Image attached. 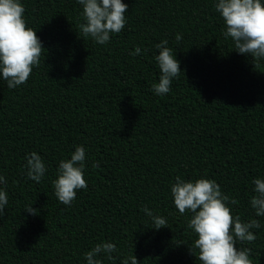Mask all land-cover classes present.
Segmentation results:
<instances>
[{"label":"trees","instance_id":"16d2710c","mask_svg":"<svg viewBox=\"0 0 264 264\" xmlns=\"http://www.w3.org/2000/svg\"><path fill=\"white\" fill-rule=\"evenodd\" d=\"M216 2L122 0L125 28L99 45L80 33L77 0H20L45 51L25 84L9 89L0 77V189L8 196L0 264H86L84 254L101 242L118 249L113 261L99 256L103 264L130 253L138 264H201L189 251L192 214L181 215L171 195L178 175L215 180L238 201L233 216L260 222L251 230L257 239L237 247L264 264V217L250 206L252 181L264 180V60L224 38ZM163 40L182 73L157 96ZM137 47L141 54L130 55ZM77 146L86 150L88 186L65 206L52 182ZM32 152L47 168L40 183L26 175ZM145 206L167 227L153 229Z\"/></svg>","mask_w":264,"mask_h":264},{"label":"clouds","instance_id":"9594fccd","mask_svg":"<svg viewBox=\"0 0 264 264\" xmlns=\"http://www.w3.org/2000/svg\"><path fill=\"white\" fill-rule=\"evenodd\" d=\"M82 6L84 22L79 24L80 33L91 38L96 44L106 45L114 34H119L127 24V5L122 0H77ZM215 11L224 21L223 36L230 39L236 52L250 56L253 62L264 60V2L262 0H217ZM25 8L20 0H0V77L7 81L9 89L25 84L34 67L40 66L41 56L45 49L35 30L27 27L24 18ZM175 39L180 41L181 34ZM163 40L156 45L159 54L155 57L160 70L159 82L152 85L157 96L166 95L171 90L172 81L182 73L180 63L173 54V49ZM137 47L130 55L141 54ZM26 175L29 180L40 183L47 168L40 155L35 152L25 157ZM86 150L77 146L69 159L61 160L57 169V179L52 184L58 201L70 206L76 198L78 190L86 189L84 178ZM93 164V168L98 167ZM254 195L250 198V206L256 217H264V180L252 181ZM7 184L0 175V185ZM171 195L175 208L181 215L190 212L188 229L197 236L190 253L201 264H253L250 259L251 249L238 248V242H254L257 237L251 231L259 229L260 222L251 219L244 222L239 215H232L229 205H236L235 198L222 192L219 184L212 179L199 178L185 181L181 176L175 177L171 186ZM8 204L7 192L0 189V216ZM25 212L36 215L37 211L28 206ZM145 215L151 217L153 229L167 227L164 217L154 215L147 206ZM183 241L178 242L183 244ZM112 242L96 244L84 254L86 264H103V255L113 261L112 253L117 252ZM121 264H138L133 253L121 260Z\"/></svg>","mask_w":264,"mask_h":264}]
</instances>
